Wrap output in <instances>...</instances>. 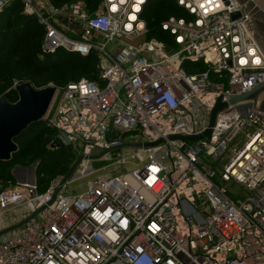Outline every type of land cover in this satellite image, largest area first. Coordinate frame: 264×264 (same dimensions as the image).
<instances>
[{
    "label": "built area",
    "instance_id": "2783aa9c",
    "mask_svg": "<svg viewBox=\"0 0 264 264\" xmlns=\"http://www.w3.org/2000/svg\"><path fill=\"white\" fill-rule=\"evenodd\" d=\"M10 1L0 0V10ZM19 1L44 27L43 52H94L99 80L56 86L41 119L81 155L71 176L59 184L63 174L55 175L42 191L35 178L0 181V231L40 208L0 233V264H264V110L223 95L264 80L244 0H174L185 16L159 26L175 49L154 38L134 44L147 32V0H99L92 12L83 0ZM107 44L120 51L112 56ZM217 98L225 106L208 137L167 139L201 134ZM132 129L141 141H163L118 152L119 173L65 192L93 173L90 155ZM127 153L139 162L121 171ZM19 207L15 222L2 220Z\"/></svg>",
    "mask_w": 264,
    "mask_h": 264
},
{
    "label": "trees",
    "instance_id": "16d2710c",
    "mask_svg": "<svg viewBox=\"0 0 264 264\" xmlns=\"http://www.w3.org/2000/svg\"><path fill=\"white\" fill-rule=\"evenodd\" d=\"M59 6L74 0H48ZM92 12L99 0H83ZM22 3L11 0L0 10V96L13 102L16 93L11 80L28 82L34 88L48 84L63 87L70 81L80 78L99 80L96 70L97 57L94 52L80 55L63 48L43 52L41 44L44 27L33 14L21 12ZM185 16L184 10L174 0H147L141 17L145 21L147 32L143 40L154 38L173 47L168 32L162 30L159 23L167 16ZM199 69L203 66L196 64ZM53 128L41 120L30 123L13 141L16 150L8 160L0 161L1 186L14 183L10 170L15 165L26 166L35 161V180L38 190L42 191L51 178L57 174H65L74 161L72 152L61 147L48 148L55 137Z\"/></svg>",
    "mask_w": 264,
    "mask_h": 264
},
{
    "label": "water",
    "instance_id": "95a60500",
    "mask_svg": "<svg viewBox=\"0 0 264 264\" xmlns=\"http://www.w3.org/2000/svg\"><path fill=\"white\" fill-rule=\"evenodd\" d=\"M239 2V0H237ZM245 13L251 10L252 21H253V40L254 45H260L261 50L264 52V0H244ZM237 14H232V17H236ZM56 86L48 84L43 87L34 88L28 82H19L14 87V92L16 93V99L13 102L8 101L5 97L0 96V161L8 160L12 152L16 150V144L13 139L20 132H22L30 123L39 121L42 119V116L45 114L52 97L55 93ZM228 103L235 104L246 99H253V105L257 108H264V80L252 85L236 94L227 95ZM225 103L221 102L219 98L215 100L214 105L212 106L209 117H208V126L201 133L197 135H168L167 139H184V140H197L202 137H208L210 132V125L213 122L214 115L216 111L224 107ZM163 139H157L152 142H131V143H121L110 145L107 148L101 149L100 152L90 155V159L99 158L105 152L113 148H120L121 146L128 147H147L154 146ZM63 143L58 137H54L50 146H61ZM74 154L77 155L76 150L73 149ZM81 155L78 154L76 159L73 161L68 171L63 175L59 184L65 182L72 174L76 166L80 161ZM34 168L35 161L31 162L26 166L15 165L12 168L16 169H29L30 176L27 181L21 180L23 182H32L34 178ZM14 176V175H13ZM17 181L19 178H16ZM57 191V189H56ZM40 208L34 210L27 217L21 219L20 221L2 229L0 233L8 232L15 228L23 226V224L28 221L31 217Z\"/></svg>",
    "mask_w": 264,
    "mask_h": 264
},
{
    "label": "rangeland",
    "instance_id": "374dc122",
    "mask_svg": "<svg viewBox=\"0 0 264 264\" xmlns=\"http://www.w3.org/2000/svg\"><path fill=\"white\" fill-rule=\"evenodd\" d=\"M251 26H252V30H253V21H252ZM143 39H144V37H139L138 39H136L133 42H134V44H136L138 42H141ZM105 49L112 56H115L116 53L120 51V48H118V47L116 48V46L111 45V44H107L105 46ZM246 100L248 101L247 102L248 106L252 105L254 107L253 99H246ZM249 102H251L252 104L251 103L249 104ZM259 109L264 110V108H259ZM122 139H123L122 140L123 143H131L135 139H138V140L141 141V140L144 139V137L140 133L139 129H132V130H129V131L123 133L122 134ZM61 146L65 149V151L72 152L73 155H74V160L76 159L77 155L74 154L73 146L71 144H62ZM61 146H57V147H61ZM47 147L49 148L50 146L48 145ZM127 148H128V146H121L120 148H113V149L108 150L104 155H101L99 158L91 159L90 163H89V166L92 168L93 173L88 174L86 176H83L81 178H78V179L74 180L68 186V188H67V190L65 192L66 193H70V194H74V193L82 190L84 188L85 181L88 178H92V177H107V176H111V175H113L115 173H119L120 172V166L115 164V160L118 158L117 157V155H118L117 153L120 152V151L122 153H126L127 152ZM131 155H132V157H131ZM133 155L134 154H131V153L125 154V160H124V162H123V164L121 166L122 167L121 171L130 169L131 167L136 165L137 162H139L138 161L139 157H136V156H133ZM102 156H106V157L105 158H101ZM35 165H36V163H35ZM24 170L25 171L23 173L21 172V169H16V170H13V171H12V169L10 170L11 175L12 176L14 175L13 176L14 182L17 181L16 178H19L18 181H21V180L27 181L28 180V178L30 176V170L29 169H24ZM20 172L22 173L21 175H20ZM24 173L27 174L26 177H25ZM34 178H35V174H34ZM232 188L234 190H236V189H238V186L233 184ZM21 211H24V208H22V207L12 208L11 210H8L7 212H4L2 214V220L5 223L11 224L12 222H15L17 220V217H19V213Z\"/></svg>",
    "mask_w": 264,
    "mask_h": 264
},
{
    "label": "crops",
    "instance_id": "0c3cea01",
    "mask_svg": "<svg viewBox=\"0 0 264 264\" xmlns=\"http://www.w3.org/2000/svg\"><path fill=\"white\" fill-rule=\"evenodd\" d=\"M24 171H25L24 169H21V172H22V173H23ZM21 172H20V175L22 174ZM24 175H25V173H24Z\"/></svg>",
    "mask_w": 264,
    "mask_h": 264
},
{
    "label": "bare ground",
    "instance_id": "6f19581e",
    "mask_svg": "<svg viewBox=\"0 0 264 264\" xmlns=\"http://www.w3.org/2000/svg\"><path fill=\"white\" fill-rule=\"evenodd\" d=\"M27 176V174L25 173V177Z\"/></svg>",
    "mask_w": 264,
    "mask_h": 264
},
{
    "label": "snow or ice",
    "instance_id": "6c2138e0",
    "mask_svg": "<svg viewBox=\"0 0 264 264\" xmlns=\"http://www.w3.org/2000/svg\"><path fill=\"white\" fill-rule=\"evenodd\" d=\"M153 171H155V169H153Z\"/></svg>",
    "mask_w": 264,
    "mask_h": 264
}]
</instances>
